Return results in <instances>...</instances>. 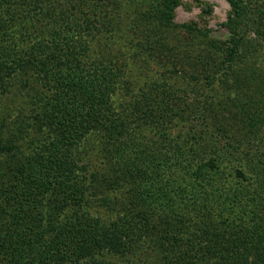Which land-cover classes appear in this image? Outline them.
I'll list each match as a JSON object with an SVG mask.
<instances>
[{
	"label": "trees",
	"instance_id": "obj_1",
	"mask_svg": "<svg viewBox=\"0 0 264 264\" xmlns=\"http://www.w3.org/2000/svg\"><path fill=\"white\" fill-rule=\"evenodd\" d=\"M227 1L226 46L180 0H0V264H264V0Z\"/></svg>",
	"mask_w": 264,
	"mask_h": 264
},
{
	"label": "rangeland",
	"instance_id": "obj_2",
	"mask_svg": "<svg viewBox=\"0 0 264 264\" xmlns=\"http://www.w3.org/2000/svg\"><path fill=\"white\" fill-rule=\"evenodd\" d=\"M231 10H232L231 6L227 0H180V4H177L173 10V12H174V23H176L177 25L192 24V25L196 26L197 29H199L200 31L206 32L208 35L207 36L208 38H206V39H204L205 37L201 38L200 34H199L200 38L196 37V39L199 38L200 41L205 40V41H211L212 43H215L218 41L221 44L226 45V46H227V44L233 45V43H235V41L237 39L236 38L234 39V36L232 35V33L225 26V24L228 22L229 15L232 12ZM183 35H185V32L179 30L177 32V36L175 37V39H177V40L175 42L170 43V45L172 44L171 47L173 45H175V43H178L177 42L178 39H182L181 36H183ZM251 38L252 39H250V40L247 39L248 41L245 44V48H244L245 52L253 51L251 49V48H254L253 42H252L253 36ZM214 45H216V43ZM177 47H179V46H177ZM212 54H213L214 59L213 60L211 59V61H213V64H211L210 72L213 73L217 78H219V76L217 75V70H219L220 65H221V67L222 66L225 67L223 64L228 61V59H227L228 57L225 55V53L222 51L221 48H214ZM163 56H165V59H163V61L156 60V62H154L155 67H159L160 65H163L166 62H168V56L172 57L171 54H166V53H163ZM250 58H252L253 62H255L253 55L250 56ZM255 63H257L259 65V62L256 61ZM261 65L262 64L260 63V66ZM187 71L189 73H192L191 70H187ZM229 79H230V77L228 78V77L222 76V81H223L224 85ZM179 84L183 87H187V82H184V84H182L179 81ZM225 86H226V88H222V86H220V84L216 82L215 89H213V88H209L208 85L206 86L201 81L199 87H197V88L189 87L187 89V95H188L187 98H188L189 103H192V106H193L191 109V112H193L196 108L202 109V114H205L209 118L208 122L210 124H212L211 122L217 120V117L215 116V114H216L215 111L217 110L220 113H222V111H223V109L219 110V106L222 107L221 104H219V102H220V100H224V98H221V97H225L226 101H230V98H228V97L233 96V94L231 92H228L226 90L228 84ZM202 92L207 97L208 100L209 99L213 100V103H215L216 108H214L212 106H208V105L205 106L203 104L202 101H204V100H202ZM4 102H5V104L11 102V98L5 99ZM17 109L18 108H14V110L8 109L10 111V115H7V116H9V119L7 120L8 124L13 125L15 123L16 119H18V116H17L18 110ZM226 109H227V111L225 114L232 116V114H229V111L231 109L234 110L233 106L230 105ZM9 111H6V112L9 113ZM204 111H205V113H204ZM196 125H197L196 129L201 130L202 129V120H199V122H196ZM174 132L176 133V131H174ZM149 136L151 137L150 139H153L152 141L157 142L156 140H161L156 135L150 134ZM11 140H14V142H11ZM20 143L15 141V136H13V137L8 136L3 141L2 146H3V149H8V145L15 146V145H20ZM9 152L11 155H13L16 153V150L15 151L9 150ZM121 264H123V263H121Z\"/></svg>",
	"mask_w": 264,
	"mask_h": 264
}]
</instances>
